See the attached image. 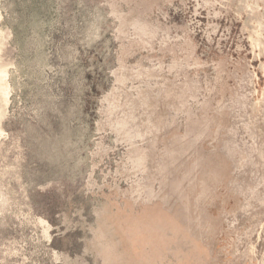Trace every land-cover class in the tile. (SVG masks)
<instances>
[{"label":"rangeland","instance_id":"obj_1","mask_svg":"<svg viewBox=\"0 0 264 264\" xmlns=\"http://www.w3.org/2000/svg\"><path fill=\"white\" fill-rule=\"evenodd\" d=\"M0 264H264V0H0Z\"/></svg>","mask_w":264,"mask_h":264}]
</instances>
